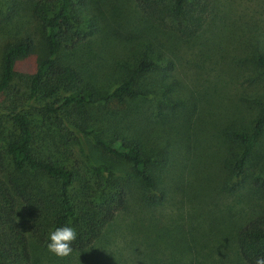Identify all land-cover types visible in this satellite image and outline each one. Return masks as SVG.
I'll use <instances>...</instances> for the list:
<instances>
[{"label": "trees", "instance_id": "1", "mask_svg": "<svg viewBox=\"0 0 264 264\" xmlns=\"http://www.w3.org/2000/svg\"><path fill=\"white\" fill-rule=\"evenodd\" d=\"M81 2L38 0L31 12L34 29L6 46L1 54L0 264H38L32 241L48 250L50 233L64 226L77 233L71 254L61 258L48 251V256L54 258L53 264H72L70 259L93 248L107 234L117 214L128 207L133 192L146 207L164 202V193L157 190V178L151 173L153 157L141 142L124 136V121L119 118L129 104L138 105L139 100L151 96L152 91L141 83L148 76L170 84L177 80L172 59H163L160 68L155 59L163 58L162 54L155 55L161 53L160 47L153 36H148L150 48L135 58L120 82L106 94L100 93L95 83L61 54L62 48L75 49L87 37L77 9ZM135 2L153 30L151 35L168 32L185 40L204 30L212 11V0ZM94 25L88 35L100 32ZM25 59L28 66L20 71ZM256 62L264 69V52L257 54ZM166 92L163 99L172 112L183 100L177 99L179 95H169L170 89ZM97 104L111 113L92 116L91 109ZM30 109L37 110L33 114L39 116L40 123H34ZM5 123L11 125L10 130ZM228 126L221 133L227 150L223 152L218 188L237 192L240 199L241 192L251 194L252 190L253 194L243 197L248 202L239 209L243 220L230 237L229 258L233 257L236 264H255L258 257H264V155L258 158L264 136V107L246 127ZM186 135L181 131L177 140L189 148ZM94 154L109 163L98 162ZM236 217L234 213L228 215L230 222ZM142 220L133 221L132 230L143 232L146 242L154 240L158 249L148 256L149 262L147 257H139L141 263L137 264H202L194 257L209 255L204 253L207 239L220 227L215 221L209 232L195 228L207 237L201 250L191 256L190 251H184L187 234L174 223L176 220L162 224H144ZM214 253L221 254L217 248ZM167 258L172 260L166 262ZM119 261L113 264H121Z\"/></svg>", "mask_w": 264, "mask_h": 264}, {"label": "rangeland", "instance_id": "2", "mask_svg": "<svg viewBox=\"0 0 264 264\" xmlns=\"http://www.w3.org/2000/svg\"><path fill=\"white\" fill-rule=\"evenodd\" d=\"M37 1L0 0V58L6 46L34 29L31 12ZM77 9L81 30L87 37L76 50L64 47L61 54L72 60L100 93L106 94L120 82L135 58L147 50L148 36H153L160 47L161 53L155 54L163 57H155L159 67L163 68L165 58L172 59L177 80L170 84L148 76L141 83L152 91L151 96L139 100L138 105L129 104L130 108L121 112L119 118L124 121V136L141 142L153 157L151 173L157 178V190L164 193V202L146 207L139 201V194L133 192L128 207L117 214L107 234L93 248L70 259V263L113 264L120 260L121 264H137L141 263L139 257H147L149 262L148 256L158 246L154 240L146 242L143 232L132 230L131 224L140 218L144 224L176 220L174 223L187 234L184 251H190L191 256L201 250L207 237L194 229L209 232L212 224L219 221V232L207 239L204 249L209 255L201 259L197 254L194 258L202 264H236L233 257L229 258L230 237L243 220L239 209L248 202L243 197L250 196L252 190L251 194L241 192L242 200L237 192L218 188L223 152L227 150L221 133L228 125L246 127L264 107V69L256 62L257 54L264 52V0H212L204 30L191 40L168 32L151 35L153 30L135 0H82ZM94 24L100 32L88 35L96 28ZM27 66L25 59L20 71ZM168 89L169 95H179L177 99L183 100L172 112L163 99ZM105 109L103 104L94 105L91 114L95 117L111 113ZM29 112L34 123H40L39 116L33 114L37 110ZM5 126L11 129L7 123ZM181 131L187 132L189 148L177 140ZM263 155L264 136L258 158ZM94 156L100 163H109L98 154ZM136 189L133 184V191ZM233 213L237 219L230 222L228 215ZM19 219L24 222L21 215ZM32 243L38 264H53L48 250ZM214 248L221 254L214 253ZM170 260L167 258L166 262Z\"/></svg>", "mask_w": 264, "mask_h": 264}, {"label": "clouds", "instance_id": "3", "mask_svg": "<svg viewBox=\"0 0 264 264\" xmlns=\"http://www.w3.org/2000/svg\"><path fill=\"white\" fill-rule=\"evenodd\" d=\"M77 239V233L74 228L64 226L57 228L54 232L50 233L47 244L49 252L58 257H67L72 252V244ZM255 264H264V257H258Z\"/></svg>", "mask_w": 264, "mask_h": 264}]
</instances>
